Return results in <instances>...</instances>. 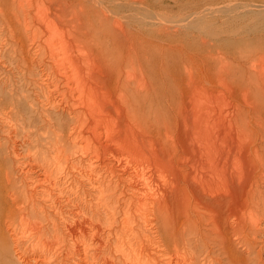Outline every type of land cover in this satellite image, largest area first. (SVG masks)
<instances>
[{
    "label": "rangeland",
    "instance_id": "374dc122",
    "mask_svg": "<svg viewBox=\"0 0 264 264\" xmlns=\"http://www.w3.org/2000/svg\"><path fill=\"white\" fill-rule=\"evenodd\" d=\"M197 75L209 77V109L198 103ZM257 81L264 84V0H0V177L15 191L2 209L9 248L25 257L45 250L33 232L40 219L25 213L43 217L56 198L72 201L57 200L54 219L61 229L80 221L88 255L100 244L112 250L132 229L150 249L147 230H164L151 201L186 184L195 189L193 174L208 165L193 113L202 107L212 120L227 121L247 108L244 93ZM76 82L91 88L100 110H90V93L79 94ZM227 144L224 150H241L243 171L261 168L264 142L244 136ZM238 167L229 161L226 169ZM177 170L187 181L175 179ZM256 185L239 193L243 213L238 221L228 216L234 231L224 248H209L214 264H264V181ZM172 212L174 218L176 205ZM159 233L149 236L158 241ZM174 250L164 241L160 258Z\"/></svg>",
    "mask_w": 264,
    "mask_h": 264
},
{
    "label": "bare ground",
    "instance_id": "6f19581e",
    "mask_svg": "<svg viewBox=\"0 0 264 264\" xmlns=\"http://www.w3.org/2000/svg\"><path fill=\"white\" fill-rule=\"evenodd\" d=\"M74 75L77 76V73L74 72ZM191 78H192L191 82L193 84L194 77H191ZM196 79L197 80H196L195 86H199V87L198 89H196L195 94L198 93L199 91L203 92L202 95H199L198 93V96H197L199 97L198 103L201 102L202 107L209 109L208 105H210L212 101L210 100L211 102H209V99L207 98V96L204 95L208 87L209 77L204 76V75H201V76L197 75ZM220 79L223 80V77L220 76ZM79 82H80V78H79ZM251 84H252L251 85L252 87H248V89L244 93V97L246 99L245 103H247L246 104L247 108H244V109L239 108L237 110H234L233 113H230V118L227 121H225V117H221V116H216L218 118L215 120L214 119L212 120L211 119L212 116L210 117V114H212L213 112L211 113L210 112L211 110L210 111L207 110L210 112V114H207L208 112H206V109H205L204 110L206 112L205 114L204 111L202 112L201 110L202 107L198 109L197 111L195 110L196 113L195 112L193 113V117H195L196 120L200 122L199 123L200 127L197 128L198 134H202L203 132V135H201L202 137H200L201 139L200 138L198 139H200L201 141V142L199 141L200 145L204 146L205 153L204 155L200 153L201 154L200 158L202 159V157H204L205 163L208 165L204 167V164L199 163L200 165H198V167L200 169H197V171H195V173L193 174L192 179L196 182L195 189L190 188L188 184H186L185 187L184 186H181V188L179 187L180 190L176 192V195L170 194L169 196H167L168 198H166L165 201L158 202L157 198L156 200L151 201L153 209L157 211L158 215L160 216L159 222L163 223L162 226L164 230H162L161 226L160 228L158 227L155 230L153 229L150 230L152 227L149 230H147L149 234L152 233L151 235H153V232H156L159 238L161 235L159 231H162V239L160 240L158 238V241L157 240L155 241L154 238H153L154 239L153 241L152 238L149 236V234L145 235L146 242L147 243L150 242V249L145 250L143 248L144 245H142V241H140V235L137 234L132 229V232H129V233L125 232L123 234V237L121 236L116 237V242H113L112 250L110 248L105 249V247H103L102 244H100L98 246L96 245L97 249L95 252L93 251L94 253L88 255L86 248H85L87 246L85 245L83 247V244L80 240V237H81L80 227H82L79 225L80 221L77 220V222L78 221L79 222L78 223L74 222V224H69L70 222L68 221L69 223L66 222L68 225L65 222L64 223L62 222V224H65L66 228L61 229L59 228L60 221L57 223V221L54 219L59 214V211H60V210L58 211L60 205L57 207L56 203H58V201L60 203L61 202L70 203V201L69 200L67 201L65 199H62V200L57 199L58 200L57 201L56 198H52L51 204L49 205L51 209L49 211L44 210L43 217L38 216L36 214V210L34 209H30L26 211L25 213V215L28 217H36L40 219V220L33 221L34 222L33 232H34V235H36L39 242L41 241L40 242V244H42L41 248L43 247V249L45 250L40 252L39 255L29 256V257L22 256L21 253L14 251L16 250V248L14 250H11L7 242L8 227H7V224L5 223L7 219V215H6V212H5V215L3 214L2 209L5 206L8 209L13 204L15 200L14 199L15 191L13 189L14 192L10 194L8 190L5 189V186L9 184V179H8L9 177L1 176L0 177V244L1 246L4 247L3 248L4 253L1 252L2 254L0 256V259L4 257L3 264H203V262H206V264L208 263L214 264L213 259L211 258L210 253H209L210 252L209 248L213 244H218L220 248H224L228 235L232 231H234L230 229V227L228 226V223H227V220L229 218L228 216L231 215L233 216L234 220L238 221L241 217V214L243 213V208L241 207V205L236 203L238 200L239 193L242 192V190H246L248 187L254 188L256 183L260 181H264V171H263L264 163L259 161L260 162L259 165L261 166L260 169L258 167L253 172H251L252 170L251 171L248 170V172L247 171L245 172L241 168V165H242L241 150L234 149L233 144L229 145L227 150H224L223 148L224 147L223 145H226L228 143V140L233 141L234 138L241 139V137H244V136L255 137L259 139L260 141L264 142V84L258 81L253 82ZM76 85L77 87H79V89H81L80 90L81 93L79 94L85 95L82 93L87 90V88L84 90V87H83L84 83L82 85V83L76 82ZM89 89L91 90V88H88V90ZM247 94H251L253 97V98H250L249 101H248L249 97L247 98ZM90 95L91 93L89 94V96ZM81 98L85 99L84 96H82ZM88 98L89 100L90 99L91 100L90 101L85 100V101L89 102L88 104L91 105L89 106L90 110L93 111L91 107L96 108V105H97L96 102H94L95 98L94 97L92 98V96ZM99 105L100 104H98V106ZM200 106L201 105L199 104L198 108ZM97 110H100V109H97ZM99 114L97 113V115H95V118H97L98 121L101 122L103 121V119L100 118ZM195 125H198V123H196ZM125 141H127V139H125ZM130 141L131 140L127 141L126 143L124 141H123L124 143L122 141L121 142L125 146L126 144L128 146ZM129 145L131 146L132 143L130 142ZM133 147H134V144H133ZM133 147L130 149H132V151L136 150V147L134 148ZM254 153L256 155L257 151L254 150ZM247 157L245 158V160H249L248 159L249 157L248 158ZM229 161H231L233 164L240 165V167H238L237 169L235 168L234 170L232 169L227 170L226 166ZM248 162L251 165L252 169H254L253 168L254 166H252L253 162L251 160H249ZM141 166H142V163H141ZM136 167L138 166H135L134 170ZM132 172L133 174H135L137 178H139L142 181V183L145 185L146 189L148 190L149 188L147 186L149 185L148 184L149 181L147 178L146 179L144 178L143 174L141 173L142 171L140 172V171L135 170ZM174 173H175V179L178 182L187 181L189 177V174H181L179 173L178 170ZM7 174L8 173H6V175ZM187 191L190 193L188 194ZM229 203L232 204L233 207L229 208V210L231 209L230 214L227 215L226 206ZM70 204H72V201ZM64 205H67V204H64ZM175 205H176V216L173 218L170 215L169 211L172 212V209L173 207H175ZM41 210H43V208ZM72 210H74V208ZM76 213L78 217V213H79L78 211L77 212L75 211L73 213V216ZM68 214H70V211ZM175 218L176 220H174ZM64 220L66 221V218ZM72 221H76V220H72ZM147 223L151 224V221L149 220L147 221ZM62 228H63V225H62ZM130 229L129 231H131ZM122 232L123 231L120 232L119 230L118 234L121 233L122 235ZM102 240L103 239H101V241ZM164 241L167 243L169 241H173V248L174 249L176 248V250H174L175 252L174 256H168L165 258V260H162L160 256L162 255L161 253H165L163 251ZM104 245L106 246L107 244L104 243ZM115 253H118V255ZM201 254H202V258H201Z\"/></svg>",
    "mask_w": 264,
    "mask_h": 264
}]
</instances>
